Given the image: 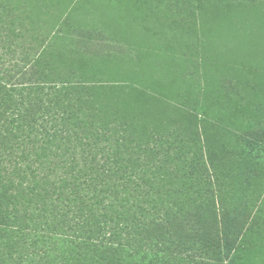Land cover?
Here are the masks:
<instances>
[{"label":"rangeland","instance_id":"obj_1","mask_svg":"<svg viewBox=\"0 0 264 264\" xmlns=\"http://www.w3.org/2000/svg\"><path fill=\"white\" fill-rule=\"evenodd\" d=\"M18 2L24 49L45 47L43 69L94 98L102 125L123 138L124 163L153 169L152 195L184 205L211 188L244 227L226 264H264V0Z\"/></svg>","mask_w":264,"mask_h":264},{"label":"trees","instance_id":"obj_2","mask_svg":"<svg viewBox=\"0 0 264 264\" xmlns=\"http://www.w3.org/2000/svg\"><path fill=\"white\" fill-rule=\"evenodd\" d=\"M18 1L0 0V264L232 260L244 227L221 196L208 187L184 205L160 203L144 185L153 169L124 163L123 138L102 125L94 98L75 78L43 69L45 47L24 49L25 32L12 19ZM199 151L190 162L197 175L206 165ZM195 177L191 185L200 186ZM79 187L85 198L71 199Z\"/></svg>","mask_w":264,"mask_h":264}]
</instances>
